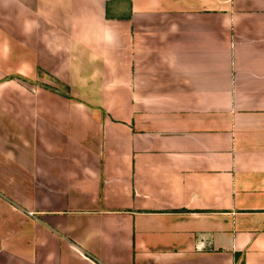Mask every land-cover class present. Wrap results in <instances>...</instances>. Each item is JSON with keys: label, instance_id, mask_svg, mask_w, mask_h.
I'll use <instances>...</instances> for the list:
<instances>
[{"label": "crops", "instance_id": "1", "mask_svg": "<svg viewBox=\"0 0 264 264\" xmlns=\"http://www.w3.org/2000/svg\"><path fill=\"white\" fill-rule=\"evenodd\" d=\"M0 264H264V0H0Z\"/></svg>", "mask_w": 264, "mask_h": 264}, {"label": "rangeland", "instance_id": "2", "mask_svg": "<svg viewBox=\"0 0 264 264\" xmlns=\"http://www.w3.org/2000/svg\"><path fill=\"white\" fill-rule=\"evenodd\" d=\"M52 81V80H51ZM54 87H56V88H54V89H52V90H56V92H58V93H61V92H63V93H67V89H68V93H69V96L71 97V95H70V90H69V88L67 87V89L66 88H64V89H62V87H60V86H58V88H57V86L55 85V83H54ZM72 98V97H71ZM122 113H123V110H122ZM122 116H125V114H122Z\"/></svg>", "mask_w": 264, "mask_h": 264}, {"label": "trees", "instance_id": "3", "mask_svg": "<svg viewBox=\"0 0 264 264\" xmlns=\"http://www.w3.org/2000/svg\"><path fill=\"white\" fill-rule=\"evenodd\" d=\"M56 83H57L60 87H62V89H64V88L67 89L66 86H64V85H62V84H60V83H58V82H56ZM52 91L56 92V90H52ZM62 95H63L65 98L71 99V97L69 96V93H68V89H67V93L65 94V93L62 92Z\"/></svg>", "mask_w": 264, "mask_h": 264}]
</instances>
